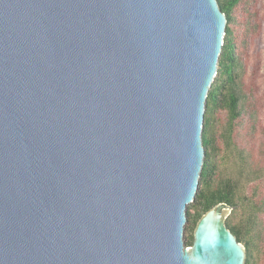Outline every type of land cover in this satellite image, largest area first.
<instances>
[{
	"label": "water",
	"instance_id": "water-1",
	"mask_svg": "<svg viewBox=\"0 0 264 264\" xmlns=\"http://www.w3.org/2000/svg\"><path fill=\"white\" fill-rule=\"evenodd\" d=\"M218 0H0V264H245L219 203L184 241Z\"/></svg>",
	"mask_w": 264,
	"mask_h": 264
},
{
	"label": "trees",
	"instance_id": "trees-1",
	"mask_svg": "<svg viewBox=\"0 0 264 264\" xmlns=\"http://www.w3.org/2000/svg\"><path fill=\"white\" fill-rule=\"evenodd\" d=\"M218 2L227 16V25L218 69L206 99L202 131L205 156L195 199L186 209L189 224L193 226V232L187 237L186 244L193 243L194 230L202 215L217 204L225 203L232 208L226 217V224L246 249L245 264H264L261 260V256L264 255V195L258 193L264 179V138L260 142V149L242 146L236 138L243 128L256 132L258 127L255 109L249 115L248 121L245 119V113H249L245 104L243 82L247 70L242 59L244 53L239 52L238 32L233 23L237 11H240L238 9L243 7L241 10L244 15L239 21L246 26L245 31L248 34L256 36L262 27L261 2L259 0ZM258 47L256 63L259 65L264 44L258 43ZM220 110L226 113L222 131L218 128V125L222 124L218 114ZM259 126L260 131L264 133L262 122ZM217 134L225 141L228 158L232 159L234 156L237 166L235 173L221 178L218 177L216 164L219 149ZM253 142H257L256 136H253Z\"/></svg>",
	"mask_w": 264,
	"mask_h": 264
},
{
	"label": "rangeland",
	"instance_id": "rangeland-1",
	"mask_svg": "<svg viewBox=\"0 0 264 264\" xmlns=\"http://www.w3.org/2000/svg\"><path fill=\"white\" fill-rule=\"evenodd\" d=\"M261 2V12L260 24L262 27L257 32L256 36H251L245 31L246 26L243 22L239 21L244 15L243 11H237V16H235L234 27L238 32V46L239 52L243 51L242 59L246 63L245 67L247 70L246 77H244V92L246 96L245 104L249 113H245V119L248 121L249 115L254 111L257 117V131H249L243 128L239 135H237V140H239L242 146L253 149H260V142L264 138L263 132L260 131V124L264 125V48L261 50V62L258 65L257 54H258V43L264 44V0H259ZM219 120L222 124L218 125L219 131H222V127L225 124L226 113L224 110L219 111ZM259 119V122H258ZM246 122V121H245ZM263 130V129H262ZM263 133V134H262ZM253 136L257 137V142H253ZM218 150L216 156V164L218 167V177H224L226 175H232L236 172L237 166L234 161V156L232 159L228 158L226 153L225 141L221 135L217 134ZM253 144V145H250ZM234 165V166H233ZM259 195H264V179L261 181V185L258 188ZM193 232V226L189 224L188 216L187 222L184 225V241L186 242L187 237ZM264 245V243H263ZM264 250V248H263ZM261 260L264 262V255L261 256Z\"/></svg>",
	"mask_w": 264,
	"mask_h": 264
}]
</instances>
